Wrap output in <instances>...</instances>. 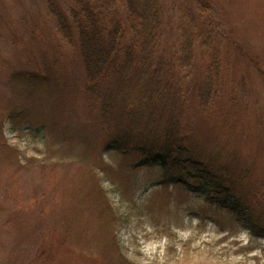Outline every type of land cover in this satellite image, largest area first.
Instances as JSON below:
<instances>
[{
    "label": "rangeland",
    "instance_id": "1",
    "mask_svg": "<svg viewBox=\"0 0 264 264\" xmlns=\"http://www.w3.org/2000/svg\"><path fill=\"white\" fill-rule=\"evenodd\" d=\"M52 1L72 21L75 0H0V264H264V0H162L159 53L188 94L199 161L171 172L107 145L77 28L60 35ZM93 1L129 43L124 1Z\"/></svg>",
    "mask_w": 264,
    "mask_h": 264
},
{
    "label": "trees",
    "instance_id": "2",
    "mask_svg": "<svg viewBox=\"0 0 264 264\" xmlns=\"http://www.w3.org/2000/svg\"><path fill=\"white\" fill-rule=\"evenodd\" d=\"M123 1L133 21L129 43L127 30L120 23H106L104 9L93 0H75L72 21L53 1L49 3L63 38L73 41V27L77 28L88 80L86 96L93 106L100 105L109 131L107 145L134 155L136 165L157 163L166 172L182 170L187 162L198 164L190 154L188 94L174 64L159 53L162 0ZM187 31L179 59L182 68L194 60L195 36ZM219 66L210 69L197 90V106L204 112L210 111L217 96ZM232 209L240 212L236 203ZM239 214L245 216L243 211Z\"/></svg>",
    "mask_w": 264,
    "mask_h": 264
}]
</instances>
